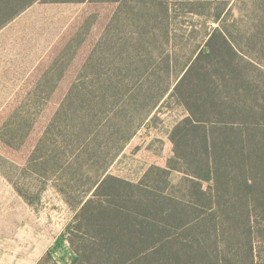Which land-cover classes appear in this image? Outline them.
<instances>
[{
  "label": "trees",
  "instance_id": "trees-1",
  "mask_svg": "<svg viewBox=\"0 0 264 264\" xmlns=\"http://www.w3.org/2000/svg\"><path fill=\"white\" fill-rule=\"evenodd\" d=\"M35 1L0 0V28ZM47 1L112 7L24 162L68 203V180L81 186L69 264H264V0ZM186 14L203 25L184 23V38ZM167 94L187 115L165 167L137 182L108 173Z\"/></svg>",
  "mask_w": 264,
  "mask_h": 264
},
{
  "label": "rangeland",
  "instance_id": "rangeland-1",
  "mask_svg": "<svg viewBox=\"0 0 264 264\" xmlns=\"http://www.w3.org/2000/svg\"><path fill=\"white\" fill-rule=\"evenodd\" d=\"M111 9L87 1L37 0L0 28V264L70 263L64 236L74 219L73 205L81 186L68 180L74 185L67 191L68 203L56 176L37 174L24 162L43 125L64 100L72 75L99 37ZM177 22L179 29L188 22L195 28L203 25L202 19L189 14L179 16ZM178 34H183L182 29ZM194 43L191 38L177 40L190 47ZM186 115L184 107L167 94L110 160L107 172L137 182L150 165L165 167L172 155L169 132ZM10 132L28 138L15 147L5 145L2 136L9 138ZM180 177L177 171L170 175L173 183ZM49 248L52 256L45 258Z\"/></svg>",
  "mask_w": 264,
  "mask_h": 264
}]
</instances>
